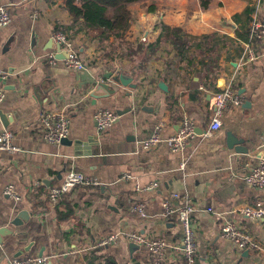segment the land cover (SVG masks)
<instances>
[{"label": "crops", "instance_id": "0c3cea01", "mask_svg": "<svg viewBox=\"0 0 264 264\" xmlns=\"http://www.w3.org/2000/svg\"><path fill=\"white\" fill-rule=\"evenodd\" d=\"M0 7H7L11 17L9 25L0 27V69L8 74L0 103V132L10 130L13 143L21 149L15 154L0 151V229L9 230L0 244V264L38 256H47L49 264H93L94 260L105 264L107 259L115 264H148L146 246L131 249L123 237L104 248L95 245L110 234L134 230L162 238L167 244L164 264H178L173 248L180 243L182 226L176 213L162 217V204L167 199L177 212L183 196L193 207L198 264H264V256L222 238L219 218L207 211L212 207L222 213V219L264 248V218L249 219L239 213L264 198V189L252 188L244 179L264 146V38L256 46L254 62L240 61L244 32L253 14L264 17V0L133 2L128 5L127 41L137 45L147 34L148 45L159 44L161 28L167 26L188 34L190 49L178 55L164 41L147 58L104 62L90 55L95 45L85 42L82 34H68L84 54L86 68L80 71L66 68L62 59L55 64L47 60L56 52L51 41L55 25L71 23L64 0L52 4L0 0ZM35 11L39 16L33 17ZM109 72L131 77L136 87L109 80L105 83L113 93L91 98L95 82ZM231 77L243 102L224 112L223 125L212 137L197 134L180 153H172L165 142L150 151L142 149V142L160 123L164 138L178 129L184 117L204 131L213 114L212 94ZM101 109L120 117L98 134L93 117ZM43 110L69 118L66 141L53 145L39 136L36 119ZM69 171L94 178L101 186L76 187L49 214V189ZM124 174L131 178L124 179ZM152 182L158 183L156 189H136ZM8 185L19 199L3 195ZM136 202L144 204L145 217L134 210ZM24 212L28 216L22 219Z\"/></svg>", "mask_w": 264, "mask_h": 264}, {"label": "built area", "instance_id": "2783aa9c", "mask_svg": "<svg viewBox=\"0 0 264 264\" xmlns=\"http://www.w3.org/2000/svg\"><path fill=\"white\" fill-rule=\"evenodd\" d=\"M47 4H52L55 0H41ZM39 16L35 11L33 17ZM11 22V17L7 7H0V27H5ZM264 38V17L258 18L252 15L249 25V40L243 44L242 55L240 61L243 65L252 63L258 58L256 50L257 40ZM51 41L58 46L60 53L63 54V65L74 71H80L86 68V64L80 58V53L69 35L60 30H53L51 34ZM149 39L147 34L139 38V43L148 45ZM57 54V52H54ZM47 55V60L50 64H55L57 58L55 54ZM91 59V57H88ZM8 74L0 69V103L4 99V84L7 80ZM234 78L231 77L228 83H225L218 91L212 94V117L208 127L202 131V138H210L213 134L220 130L223 122L222 118L224 112L230 107H239L242 104V98L237 93L233 85ZM201 89L203 87H200ZM119 114L115 111L101 109L93 117L96 124L98 134H102L109 130L118 120ZM69 118L58 111L43 110L39 113L36 119L37 133L46 142L59 145L69 134ZM164 124L160 123L156 130L142 142V149L150 151L156 148L159 144L165 142L172 153L182 152L189 142L197 136L196 125L194 121L188 117H184L178 126V129L167 137L162 136ZM0 151L15 154L21 152V149L13 143V134L10 130L4 129L0 132ZM183 166V165H182ZM123 178L128 180L131 178L129 174H124ZM245 182L252 188L264 189V146L259 153L257 163L250 169L248 175L244 178ZM101 183L94 178L86 177L75 171H69L65 174L60 184L49 189L47 195V204L49 214H54L57 207L64 201L65 197L73 191L76 187H99ZM158 187L157 182H152L145 187L136 186L137 190L145 191L152 190ZM3 195L19 199L14 191L12 185H8L3 190ZM177 197L176 194H171ZM182 205L179 210L175 212L168 203L164 200L162 204V217L169 219L173 214H177V220L182 226V238L178 246L174 247V252L178 255V264H198L197 245L195 241V231L191 220V213L193 207L190 199L187 196L181 197ZM134 210L139 213L141 217H145L144 204L136 202ZM208 212L213 213L220 220L219 234L222 238L233 242L239 249L252 250L264 256V248L255 241L249 234L239 229L233 222L227 221L223 218V214L214 210L212 207L207 209ZM240 215L249 219L264 218V198H258L252 204L244 206L239 210ZM123 237L129 243L138 246H146L148 251V264H164L165 251L167 244L165 241L157 236L148 237L138 231H129L119 234H110L100 239L97 244L98 248H104L109 245L116 244L117 241ZM50 260L47 256L38 257H23L12 258L6 264H49Z\"/></svg>", "mask_w": 264, "mask_h": 264}, {"label": "trees", "instance_id": "16d2710c", "mask_svg": "<svg viewBox=\"0 0 264 264\" xmlns=\"http://www.w3.org/2000/svg\"><path fill=\"white\" fill-rule=\"evenodd\" d=\"M139 0H64V6L71 18L68 26L55 25L54 30L63 31L72 37L82 34L84 41L94 44L96 58L99 61L110 62L114 58H147L164 41H169L172 48L180 55L188 46L191 37L180 28L162 26L159 44H131L125 39V34L131 26V13L128 5ZM207 4L203 5L206 7ZM251 9L245 11L246 16ZM250 25V23H249ZM245 41L249 40L247 25ZM260 40H257V44ZM84 54H80L82 57ZM99 258V257H98ZM97 258V259H98ZM93 264H97L95 260ZM105 264H115L108 259Z\"/></svg>", "mask_w": 264, "mask_h": 264}, {"label": "water", "instance_id": "95a60500", "mask_svg": "<svg viewBox=\"0 0 264 264\" xmlns=\"http://www.w3.org/2000/svg\"><path fill=\"white\" fill-rule=\"evenodd\" d=\"M60 49L58 48V46H56V58L57 59H62L64 58L63 54L59 52ZM111 80V82L115 83V84H119L122 85L124 87H128L129 89H134L136 87V84L133 82V79L131 77H127L124 74L120 73V72H109L107 74H105L104 76L101 77V81L100 82H95V86L94 88L90 91L89 96L93 99H103V98H107L108 96H110V93H113V87L108 85L107 83H105L106 81ZM160 88L165 90L164 88V84L161 82L160 83ZM246 104L248 105V102H246ZM197 134H201L202 131L201 130H196ZM67 139H64L62 142L66 141ZM230 141L231 139L228 140V146L230 145ZM28 216V214L26 212H24V214L20 215V218L25 219ZM6 234H9V230L8 229H0V244L3 242V236H5ZM136 245L133 243H130V248L132 249L133 247H135Z\"/></svg>", "mask_w": 264, "mask_h": 264}, {"label": "rangeland", "instance_id": "374dc122", "mask_svg": "<svg viewBox=\"0 0 264 264\" xmlns=\"http://www.w3.org/2000/svg\"><path fill=\"white\" fill-rule=\"evenodd\" d=\"M90 55L93 57V58H96V54L93 52V51H90ZM80 58H82L81 56H80ZM236 87V86H235Z\"/></svg>", "mask_w": 264, "mask_h": 264}]
</instances>
